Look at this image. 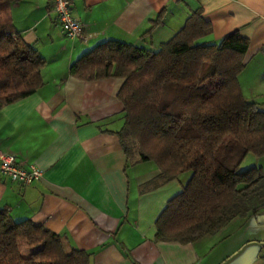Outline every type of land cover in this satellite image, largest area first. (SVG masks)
<instances>
[{
    "label": "crops",
    "instance_id": "0c3cea01",
    "mask_svg": "<svg viewBox=\"0 0 264 264\" xmlns=\"http://www.w3.org/2000/svg\"><path fill=\"white\" fill-rule=\"evenodd\" d=\"M86 41L64 36L47 0H15L14 29L44 60L42 85L0 108V151L41 178L22 186L0 176V208L60 236L89 264H264V206L213 234L180 243L155 238V222L187 177L160 182L150 160L127 158L117 136L119 78L79 80L71 65L114 40L155 50L200 11L210 41L237 30L248 42L238 83L264 104V0H71ZM264 170V157L249 159ZM24 251H28L27 248Z\"/></svg>",
    "mask_w": 264,
    "mask_h": 264
},
{
    "label": "trees",
    "instance_id": "16d2710c",
    "mask_svg": "<svg viewBox=\"0 0 264 264\" xmlns=\"http://www.w3.org/2000/svg\"><path fill=\"white\" fill-rule=\"evenodd\" d=\"M0 0V108L35 92L44 60L14 29ZM200 11L155 50L107 40L70 67L79 80L119 78L122 123L113 132L127 158L153 161L159 181L187 177L155 222V238L194 242L264 206V104L247 101L238 75L248 42L237 30L210 41ZM23 248L28 251L23 252ZM59 235L0 208V264H89Z\"/></svg>",
    "mask_w": 264,
    "mask_h": 264
},
{
    "label": "built area",
    "instance_id": "2783aa9c",
    "mask_svg": "<svg viewBox=\"0 0 264 264\" xmlns=\"http://www.w3.org/2000/svg\"><path fill=\"white\" fill-rule=\"evenodd\" d=\"M55 13L56 21L60 25L63 34L69 39L78 38L83 42L87 37L84 34V26L72 15L71 0H47ZM41 170L31 164L23 167L17 162L11 153L0 151V176L8 178L22 186H27L41 178Z\"/></svg>",
    "mask_w": 264,
    "mask_h": 264
},
{
    "label": "rangeland",
    "instance_id": "374dc122",
    "mask_svg": "<svg viewBox=\"0 0 264 264\" xmlns=\"http://www.w3.org/2000/svg\"><path fill=\"white\" fill-rule=\"evenodd\" d=\"M26 249L25 248H23V252L25 251Z\"/></svg>",
    "mask_w": 264,
    "mask_h": 264
}]
</instances>
